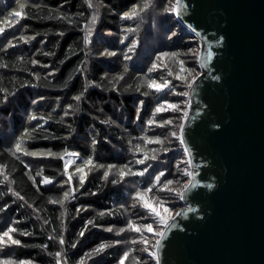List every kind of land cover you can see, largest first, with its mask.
<instances>
[{
  "label": "trees",
  "instance_id": "trees-1",
  "mask_svg": "<svg viewBox=\"0 0 264 264\" xmlns=\"http://www.w3.org/2000/svg\"><path fill=\"white\" fill-rule=\"evenodd\" d=\"M162 1H1L0 236L15 229L9 236L20 243L3 237L0 264H118L127 241L132 254L151 261L139 250L141 239H128L126 224L132 215L140 219L142 210L125 212L123 205L137 206L135 193L146 188L162 197L158 183L183 175V167L168 150L157 149V139L168 132L170 110L175 112L169 105L176 86L162 73L157 83L166 86L150 88L149 69L164 51L185 59L184 47L195 36L177 15L168 18ZM134 6L144 10L123 18ZM159 16L165 19L161 27ZM174 24L178 34H170ZM153 26L164 29L165 43L148 54L142 34ZM158 105L165 110L156 112ZM176 143L182 149L181 141ZM68 150L91 159L83 183L77 176L66 179L61 156ZM121 168L133 174L121 179ZM46 178L50 182L42 183ZM65 192L71 194L63 204L52 202ZM101 244L106 247L95 251Z\"/></svg>",
  "mask_w": 264,
  "mask_h": 264
},
{
  "label": "water",
  "instance_id": "water-1",
  "mask_svg": "<svg viewBox=\"0 0 264 264\" xmlns=\"http://www.w3.org/2000/svg\"><path fill=\"white\" fill-rule=\"evenodd\" d=\"M175 14L200 39L204 72L181 131L194 186L157 261L264 264V0H181Z\"/></svg>",
  "mask_w": 264,
  "mask_h": 264
},
{
  "label": "rangeland",
  "instance_id": "rangeland-1",
  "mask_svg": "<svg viewBox=\"0 0 264 264\" xmlns=\"http://www.w3.org/2000/svg\"><path fill=\"white\" fill-rule=\"evenodd\" d=\"M0 0V5L2 4ZM14 0H10L12 3ZM175 3V0H164L161 2L160 6L163 8V12L165 9H170L172 5ZM19 5V3H17ZM1 10H4V7H1ZM13 11V6L11 8ZM168 13V18L171 19V15L176 14L171 11H165ZM165 21V19L161 16H159V25L161 27V23ZM173 24V23H172ZM175 24L173 25V31L170 32V34H178L175 32ZM164 29H159L157 30L156 28L153 29H146L144 30L142 34V39L144 38V49H147L149 51L148 54H152V49L155 48L156 46L161 47L164 43L165 40L161 38V34H163ZM179 36V35H178ZM196 36V37H195ZM192 36L191 40H188V44L184 47L185 51V59L180 60L177 55L175 54V51H164L162 53H159L156 57L154 58L152 62V73L149 74V76L154 77V79H151L150 81H154L156 84H158V80L160 79L157 77L158 75H161L163 73L164 76L170 77L174 81V85L176 86V99L171 100L170 102L172 105H175L176 107L173 108L175 112L173 113L172 110L171 116L169 120L165 121V126L168 128V132L161 137L157 139L159 143L157 144V149H166L170 153V155H173V158H178V165L182 166L183 168V175H179L178 177H174L173 179H168L167 181L171 180L173 183L171 185H167L166 182H159L158 183V188L161 190L162 188H165L163 190V195L162 197L155 198V195L151 193L152 191H141L143 193V199L146 201L150 206H155L157 208V211L161 213V215L164 216H171L174 215L176 212H179V210L183 207L186 206V203H183L181 201L180 195L177 193H180L183 191V187L185 184H189L191 180V176L186 175V173H191V162L188 158V155L184 156L185 151L180 147H177L176 140L182 139L181 136V124H184L185 119L188 115L189 112V107H190V88L192 85V81L194 80L193 78H196L200 73H203L204 70L201 69V67L197 66L199 65V55L201 53V47H200V39L198 38L197 35ZM179 39V38H178ZM154 46V47H153ZM173 52V53H171ZM146 53V51H145ZM175 54V55H173ZM190 62V65L187 66L185 65L186 63ZM156 65L155 68H153V65ZM159 65L164 67V69H160ZM188 68V70H187ZM186 94V95H185ZM187 113V115H185ZM164 113H161V115ZM162 120V119H161ZM170 123H166L169 122ZM172 133H175L176 135L173 136ZM174 144V145H172ZM174 149H172V147ZM187 154V153H186ZM84 158L86 160H89V155H84L82 156L81 154L73 151V150H68L63 153L61 156V159L65 162V167H66V172L64 173L66 176L67 181H72L76 176L81 177L82 175L85 178V174L89 170L88 167L85 164ZM67 165V166H66ZM78 169L82 171H77ZM192 166V170H193ZM71 177V179H69ZM127 181V180H126ZM166 186V187H165ZM150 189V188H146ZM167 189H174L175 191H169ZM137 192V191H136ZM128 203V202H126ZM137 206L132 205L131 207H128L127 204L123 205L127 210L125 212H128L129 210H133V208H137L138 211H140V216L141 218L138 219L137 215L133 217L132 215L131 218H133L131 221L141 229L140 232H134L132 231L129 227L128 224H126V227L129 229L128 232H131L130 238L128 239H135V236L138 240H142L139 243V246L141 248L139 249L142 254H150V259H147V256H143L141 259L139 256L132 254L134 251H130L128 249L129 243L131 244V241H127V243H124V247L126 250H124L118 259V264H121V258L124 256L125 253H128L127 257L124 258L123 264H159L157 261V256H156V241L160 238L155 235L157 231L164 230V226H162L155 214H153L148 208H144L141 206V203L139 200L135 198L134 203ZM168 209V212H165L164 210ZM170 222V221H169ZM150 224L152 225L153 231L149 232L147 229L143 227V225ZM123 228H114L115 231H121ZM124 230V229H123ZM7 231V230H6ZM127 232V233H128ZM126 238V235H124L123 239ZM147 241V243H145ZM118 243L122 244V239L117 240ZM138 249V248H137ZM154 258V259H153ZM153 259V260H152ZM2 260V259H1ZM143 261H146V263H143Z\"/></svg>",
  "mask_w": 264,
  "mask_h": 264
},
{
  "label": "snow or ice",
  "instance_id": "snow-or-ice-1",
  "mask_svg": "<svg viewBox=\"0 0 264 264\" xmlns=\"http://www.w3.org/2000/svg\"><path fill=\"white\" fill-rule=\"evenodd\" d=\"M19 6H20L21 9L24 8V4H20ZM147 6H148L147 3H145L144 8H147ZM180 7H181V0H175V3L172 5V7L170 9H165V11H171V12H174V13L179 14ZM143 10H144L143 8H139L138 9L136 6H134L133 9L130 12H127V13L124 14V17L123 18L131 19V18L137 16L138 13L140 11H143ZM14 14L17 17H20L22 15V12H16ZM95 21H96V16L94 15L92 17L91 23L94 24ZM12 23L14 24V23H16V21H13ZM3 30H4L3 28H0V31H3ZM91 34H92V31H91V28H89L88 29V32H87V34L85 36V42L86 43L88 42V38L91 36ZM22 39H23V37H22ZM107 54L108 55H112V53H107ZM173 55H175V54H173ZM33 63H36V61H33ZM155 67H156V65L154 64L153 65V68H155ZM151 70L152 69H149V71H151ZM193 79H195V78H193ZM166 84H167V82H165V84H156L154 81H150L149 84H148V86L150 88H153L154 87L157 91H160V90H162L166 86ZM75 99L79 100L80 97L77 96V97H75ZM69 107H71V106H69ZM169 107L175 108L176 106L175 105H169ZM163 110H165L163 108V106L162 105H158L155 111L156 112H160V111H163ZM185 115H187V113H185ZM30 118L31 119H34L35 117H30ZM166 123H170V121L169 122H166ZM180 127H181V130H183L185 126H184V124H181ZM172 135L175 136L176 134L175 133H172ZM157 142H159V141H157ZM181 143H184L183 139H181ZM137 150H139V146H137ZM166 150L167 149H165V151ZM15 151L16 152L22 151L21 144H20L19 141L15 145ZM25 154H27V155H33V156H35V155H52L51 153H35V152H26ZM153 159H155V157H153ZM90 163H91V159H89L88 161H85V164H90ZM138 163H143V161H138ZM109 167L111 168V166H109ZM0 171H2V169H0ZM77 171H82V170L78 169ZM132 174L133 173H131V172H125L123 168H121L120 171H119V175H120L121 179H123L124 176H126V175H132ZM140 174L142 175L143 173H140ZM160 175H163V173H161ZM186 175L191 176L192 173H186ZM107 176H108V172H105V177H107ZM159 178H160L159 176L156 177L157 180H159ZM69 179H71V177H69ZM80 181H81V183H83V181H84V176L83 175L80 177ZM49 182L50 181L47 178L44 181H42V183H49ZM113 183H116V181H113ZM166 183H167V185H171L173 183V181L169 180ZM192 186H194V185L185 184L184 187H183V191H187L189 189V187H192ZM9 190L11 191V189H9ZM163 190H165V188H162L161 189V191H163ZM167 190H169V191H175L174 189H167ZM147 191H150V189H145L144 190V192H147ZM70 194H71L70 192H65L63 199H61L59 201H52V202L53 203H61V204H63L64 200L67 199L70 196ZM177 194L180 195L181 199L184 198L183 197V192H180V193H177ZM135 198L140 201L142 207L148 208L153 214H155V216L157 217L159 223L162 226H164L165 228L167 227L169 221L175 220V217L176 216L182 215L181 212H176L174 215L167 216V217L164 216V215H161V213L159 211H157V208L155 206H150L146 201H144V199H143V193L141 191H139V190L135 193ZM164 211L165 212H168L169 210L168 209H165ZM128 227L132 231H134V232H140L141 231V229L139 227H137L131 220L129 221ZM143 227L145 229H147L149 232H152L153 231L152 225H150V224L143 225ZM171 227H176V225L175 224H172ZM12 231H15V229L9 228L8 231H5L2 234V236H0V241L3 240V237H8V239L10 240L11 243H13V244H19L20 241L14 240V239H12L9 236V233L12 232ZM121 231H123V229H121ZM25 234H27V233H25ZM81 235H83V232L81 233ZM155 235L158 236V237H160V239H158L156 241V246L159 247L160 244H161V241L163 240V238L166 235V231L162 229L160 231H157L155 233ZM61 243H63L62 240H61ZM145 243H147V241H145ZM104 247H106V245L101 244L95 251H97V252L102 251L104 249ZM57 255H59V253H57ZM127 255H128V253H125L124 256L121 258V264H123L124 258L127 257ZM4 264H12V262L11 261H7V262H4ZM20 264H26V262L21 261Z\"/></svg>",
  "mask_w": 264,
  "mask_h": 264
}]
</instances>
